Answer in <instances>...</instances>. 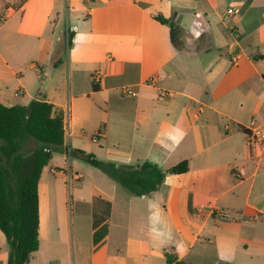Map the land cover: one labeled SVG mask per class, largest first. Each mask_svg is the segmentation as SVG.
Instances as JSON below:
<instances>
[{
  "label": "crops",
  "instance_id": "1",
  "mask_svg": "<svg viewBox=\"0 0 264 264\" xmlns=\"http://www.w3.org/2000/svg\"><path fill=\"white\" fill-rule=\"evenodd\" d=\"M33 100L61 111L68 157L187 170L137 198L69 162L62 238L51 157L27 264H264V155L246 146L264 124V0H0V103Z\"/></svg>",
  "mask_w": 264,
  "mask_h": 264
},
{
  "label": "trees",
  "instance_id": "2",
  "mask_svg": "<svg viewBox=\"0 0 264 264\" xmlns=\"http://www.w3.org/2000/svg\"><path fill=\"white\" fill-rule=\"evenodd\" d=\"M157 20L168 24L174 41V25L161 17ZM63 142V115L52 104L39 100L27 106L0 103V231L9 247L7 264H27L38 250V185L52 154L62 152ZM78 154L137 198L156 191L166 174L187 170L185 162L162 172L150 162L131 166L102 162L83 151ZM166 261L185 264L169 256Z\"/></svg>",
  "mask_w": 264,
  "mask_h": 264
},
{
  "label": "rangeland",
  "instance_id": "3",
  "mask_svg": "<svg viewBox=\"0 0 264 264\" xmlns=\"http://www.w3.org/2000/svg\"><path fill=\"white\" fill-rule=\"evenodd\" d=\"M72 162L73 169L70 172H74L75 169L83 171L84 169H90L91 166L89 163L84 161L82 158L76 155H70L69 157L62 152H54L52 154V162L49 163L47 169L51 166H57L62 173H56L50 176V182L57 194L58 208L59 212V231L62 238L70 234L71 230V218H73V198L77 193V188L73 186L75 180L70 177L68 172V164ZM93 169V168H91ZM46 181L42 180V185L44 186ZM82 193L86 191V188L79 189ZM76 206V205H75ZM77 209V206H76Z\"/></svg>",
  "mask_w": 264,
  "mask_h": 264
},
{
  "label": "built area",
  "instance_id": "4",
  "mask_svg": "<svg viewBox=\"0 0 264 264\" xmlns=\"http://www.w3.org/2000/svg\"><path fill=\"white\" fill-rule=\"evenodd\" d=\"M229 14L237 13L238 10L235 8H230L227 11ZM194 28H198L199 25L196 21L192 23ZM94 80H98L99 73H94L93 75ZM120 93L122 96L125 97H134L136 96V92L131 87H122L120 89ZM167 93L161 92V94L158 95L157 99L158 101L164 100V97ZM64 128V126H63ZM247 147H254L256 148L262 155H264V124L258 123L254 120L250 121L248 127H247Z\"/></svg>",
  "mask_w": 264,
  "mask_h": 264
}]
</instances>
